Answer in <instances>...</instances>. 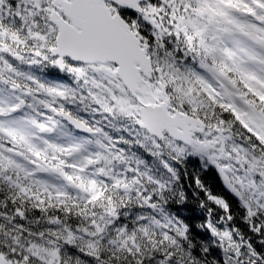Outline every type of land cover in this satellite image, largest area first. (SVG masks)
I'll return each instance as SVG.
<instances>
[{"label": "snow or ice", "instance_id": "6c2138e0", "mask_svg": "<svg viewBox=\"0 0 264 264\" xmlns=\"http://www.w3.org/2000/svg\"><path fill=\"white\" fill-rule=\"evenodd\" d=\"M0 264H264V0H0Z\"/></svg>", "mask_w": 264, "mask_h": 264}, {"label": "rangeland", "instance_id": "374dc122", "mask_svg": "<svg viewBox=\"0 0 264 264\" xmlns=\"http://www.w3.org/2000/svg\"><path fill=\"white\" fill-rule=\"evenodd\" d=\"M150 159V158H149Z\"/></svg>", "mask_w": 264, "mask_h": 264}]
</instances>
